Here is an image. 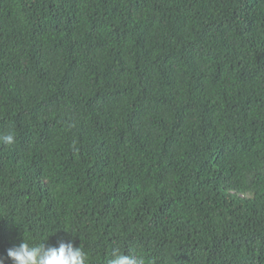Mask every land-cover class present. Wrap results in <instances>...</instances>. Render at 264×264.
<instances>
[{
  "label": "trees",
  "instance_id": "obj_1",
  "mask_svg": "<svg viewBox=\"0 0 264 264\" xmlns=\"http://www.w3.org/2000/svg\"><path fill=\"white\" fill-rule=\"evenodd\" d=\"M10 129L0 257L264 264V0H0Z\"/></svg>",
  "mask_w": 264,
  "mask_h": 264
},
{
  "label": "clouds",
  "instance_id": "obj_2",
  "mask_svg": "<svg viewBox=\"0 0 264 264\" xmlns=\"http://www.w3.org/2000/svg\"><path fill=\"white\" fill-rule=\"evenodd\" d=\"M0 143L14 145L16 143L15 131L10 129L0 134ZM64 229L75 234L67 228ZM48 237L43 242H36L24 235L20 244L7 250L6 258L0 257V264H6V259H10L13 264H89V254L82 244L77 247L71 240L64 238L58 239L55 244H47L45 241ZM108 264H155V260L146 257L141 252L130 254L114 248Z\"/></svg>",
  "mask_w": 264,
  "mask_h": 264
}]
</instances>
